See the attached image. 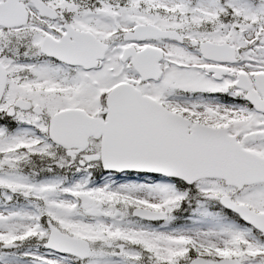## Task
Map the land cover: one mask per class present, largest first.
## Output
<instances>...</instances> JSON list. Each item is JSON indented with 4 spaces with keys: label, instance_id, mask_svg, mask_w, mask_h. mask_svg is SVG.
Listing matches in <instances>:
<instances>
[{
    "label": "snow or ice",
    "instance_id": "obj_1",
    "mask_svg": "<svg viewBox=\"0 0 264 264\" xmlns=\"http://www.w3.org/2000/svg\"><path fill=\"white\" fill-rule=\"evenodd\" d=\"M0 264H264V0H0Z\"/></svg>",
    "mask_w": 264,
    "mask_h": 264
}]
</instances>
